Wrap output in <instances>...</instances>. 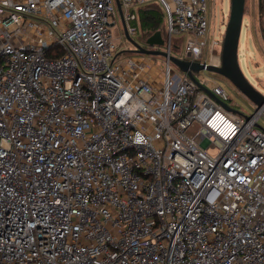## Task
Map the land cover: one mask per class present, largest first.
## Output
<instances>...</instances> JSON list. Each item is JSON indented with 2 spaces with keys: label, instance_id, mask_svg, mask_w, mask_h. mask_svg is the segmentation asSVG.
Instances as JSON below:
<instances>
[{
  "label": "built area",
  "instance_id": "1",
  "mask_svg": "<svg viewBox=\"0 0 264 264\" xmlns=\"http://www.w3.org/2000/svg\"><path fill=\"white\" fill-rule=\"evenodd\" d=\"M120 1L131 36L157 4L166 51L187 34L182 59L215 64L207 0ZM117 12L0 0V264H264V107L239 117L169 58L120 59Z\"/></svg>",
  "mask_w": 264,
  "mask_h": 264
},
{
  "label": "rangeland",
  "instance_id": "2",
  "mask_svg": "<svg viewBox=\"0 0 264 264\" xmlns=\"http://www.w3.org/2000/svg\"><path fill=\"white\" fill-rule=\"evenodd\" d=\"M155 9L160 10L157 6ZM207 19L210 23L208 33V45L206 49V59L211 62V50L212 44L215 46L214 62L216 65H220L222 61V44L225 37V32L230 19L231 12V0H207ZM138 15L140 14V6L136 5L132 8ZM115 25L110 27L113 33V38L116 45L119 47V51L133 50L134 46L127 40L124 35L122 22L117 12L114 19ZM139 33L132 35V38L141 45L145 46L146 43L140 39L142 34L141 26L137 22ZM264 29V14L260 8L259 0H246V8L242 25V33L239 45V64L240 67L255 89L264 94V38L262 34ZM162 36L166 35L164 23L162 22L160 29ZM189 36L187 34H179L173 36L172 43V55L177 58H185L186 46ZM168 42L160 47L162 51L168 49ZM128 52V51H127ZM128 57L142 58L143 60H154L157 66L162 69V66L166 65V58L163 56L142 55L137 53H121L120 59H126ZM173 71L177 74L184 76V73L179 70L175 65H172ZM202 75L217 79L219 84L229 94L230 100L228 105L235 110L239 117L251 116L256 111V107L253 103L247 99L234 85L228 81L219 80V75L202 71ZM258 124L264 129V116L260 117ZM198 133V125L195 124L187 131V135L190 138H196ZM202 145L206 148L207 154L213 158L219 155V149L217 147L210 146L207 140H203Z\"/></svg>",
  "mask_w": 264,
  "mask_h": 264
},
{
  "label": "water",
  "instance_id": "3",
  "mask_svg": "<svg viewBox=\"0 0 264 264\" xmlns=\"http://www.w3.org/2000/svg\"><path fill=\"white\" fill-rule=\"evenodd\" d=\"M115 1L121 17L124 35L127 40L134 46V49L127 50L128 52L142 55L163 56L165 58H169L173 65H175L182 72L186 73L201 90L206 92L224 109L228 111L237 113L227 103L219 100L209 88L202 85L198 81L194 73L207 71L210 73L222 75L227 78L231 82V84L234 85L247 99H249L253 103V105H255L256 110L264 107V94L260 93L253 87V85L249 82V80L243 73L239 64V45L246 8V0H231L230 19L222 44V61L220 65H207L205 63L184 60L170 55L167 51H162L160 47L165 44V40L160 30L155 32L146 40L147 47L141 45L136 40H134L129 33L121 1ZM111 26H113V24H111ZM245 118L248 119L249 117L245 116ZM258 127L264 131V129L260 125H258Z\"/></svg>",
  "mask_w": 264,
  "mask_h": 264
},
{
  "label": "trees",
  "instance_id": "4",
  "mask_svg": "<svg viewBox=\"0 0 264 264\" xmlns=\"http://www.w3.org/2000/svg\"><path fill=\"white\" fill-rule=\"evenodd\" d=\"M260 8L264 14V0H259ZM157 6L160 10L155 9ZM139 25L142 29V34L139 36L142 41H146L151 35L160 29L162 22L164 23V12L157 4H150L144 6L140 9L139 14ZM137 25V22L135 23ZM165 27V26H164ZM166 33V29H165ZM262 34L264 38V29H262ZM166 37V35L164 36ZM121 53H130L127 51H120Z\"/></svg>",
  "mask_w": 264,
  "mask_h": 264
},
{
  "label": "flooded vegetation",
  "instance_id": "5",
  "mask_svg": "<svg viewBox=\"0 0 264 264\" xmlns=\"http://www.w3.org/2000/svg\"><path fill=\"white\" fill-rule=\"evenodd\" d=\"M143 43H146L145 41H143ZM145 47H147L146 45H145ZM217 75H219V74H217ZM224 80V81H228V82H230L227 78H225L224 76H222V75H219V80ZM214 80H216L217 81V79H215L214 78ZM218 82V81H217ZM231 83V82H230Z\"/></svg>",
  "mask_w": 264,
  "mask_h": 264
}]
</instances>
